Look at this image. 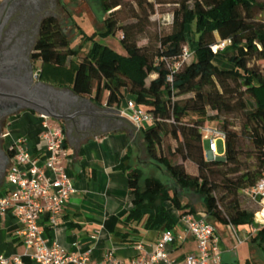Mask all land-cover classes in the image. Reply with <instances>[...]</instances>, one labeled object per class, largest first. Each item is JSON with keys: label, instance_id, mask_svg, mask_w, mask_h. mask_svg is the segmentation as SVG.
Returning a JSON list of instances; mask_svg holds the SVG:
<instances>
[{"label": "trees", "instance_id": "16d2710c", "mask_svg": "<svg viewBox=\"0 0 264 264\" xmlns=\"http://www.w3.org/2000/svg\"><path fill=\"white\" fill-rule=\"evenodd\" d=\"M177 3L173 29L160 38V46L153 55L138 45L136 34L143 27L136 31V24L120 25L115 17L122 0H101V5L106 14L105 31L123 32L121 41L126 55L94 42L79 57V50L71 47L58 17H46L35 47L36 58L43 62L42 78L45 74L46 79L50 75L61 83L71 82L75 93L88 95L98 103L107 93L109 106H119L132 97L154 117L142 129L149 157L163 166L182 188L194 189L203 196L205 212L216 228L251 227L253 212L241 206L238 196L255 185L264 172V0H179ZM140 6L147 22L154 12V3L140 1ZM226 39L230 43L215 53L211 45ZM186 45L190 46L192 55L173 71L167 60L177 61ZM152 74L156 77L152 78ZM209 110L217 113L210 115ZM235 111L245 114L244 130L256 151L255 171L240 166L237 134L229 128L228 120L220 125L226 133V162L207 159L202 127L220 114ZM166 135L177 141L174 149L164 148ZM176 156L196 164L198 174H190L183 162H175ZM228 164L232 167L226 172L219 169ZM128 178L133 196V206L126 216L128 223H141L145 219L146 228L174 229L178 221L176 211L196 212L195 207L184 203L159 177L143 178V171L134 168ZM217 191L223 192L220 200ZM250 241L264 255V225ZM244 264L254 262L247 260Z\"/></svg>", "mask_w": 264, "mask_h": 264}, {"label": "crops", "instance_id": "0c3cea01", "mask_svg": "<svg viewBox=\"0 0 264 264\" xmlns=\"http://www.w3.org/2000/svg\"><path fill=\"white\" fill-rule=\"evenodd\" d=\"M37 62L40 63L37 68L41 74L40 81L52 87L55 102L79 101L82 106L80 115L84 117L81 124L71 117L59 120L65 128L69 150L67 172L73 180L76 192L69 199L62 212L61 222L55 229L49 226L47 213L41 215L40 222L45 235L50 238V242L56 239L66 251L90 250L91 261L103 259L111 250L118 257H131L138 253V243H143L149 251L154 250L164 228H146L145 219L141 223L126 221L133 206L128 176L134 168L143 171L138 159L141 153L148 155L142 134V129L148 125L138 128L120 116L118 108L125 106V100L119 106H109L106 103L107 93L102 102L98 103L88 95L75 93L71 82L61 83L50 75V78L43 80V62L40 59ZM154 77L156 74H152V78ZM66 113L71 115L73 111L68 110ZM41 115L40 112L26 110L12 118L10 143L20 136H26L34 154L42 157L44 143L40 139ZM145 177L147 176L143 173V178ZM11 188L12 185L6 180L0 195H4ZM195 209L196 212L193 213L197 217H205L210 221L205 206ZM175 213L178 221L174 229L179 231L181 214L179 211ZM21 227L13 214L0 215V253H24ZM230 228L232 226L217 228L221 236L222 264H244L247 260L259 264L262 257L256 253L257 245L250 241V227L240 228L242 233L236 235L237 242L229 233ZM196 252L197 242L192 237L169 246L170 257L177 261ZM24 260L25 264H35L29 257H24Z\"/></svg>", "mask_w": 264, "mask_h": 264}, {"label": "built area", "instance_id": "2783aa9c", "mask_svg": "<svg viewBox=\"0 0 264 264\" xmlns=\"http://www.w3.org/2000/svg\"><path fill=\"white\" fill-rule=\"evenodd\" d=\"M230 41L219 40L211 45L216 53L223 50ZM192 55L189 45L183 49L179 59L173 63L167 60L173 70L181 67L183 61ZM35 76L40 77L39 69ZM172 80V77H169ZM120 116L128 119L136 127L143 128L153 122L154 117L148 110L137 104L132 97L125 99V106L118 108ZM40 139L44 143V155L34 154L29 138L20 136L14 139L9 150L13 152V161L9 168L7 181L12 188L0 195V215L11 213L22 225L20 234L25 251L22 254L6 255L0 253V264H25L29 257L35 264H222L221 236L216 226L205 217L194 213H183L179 217L180 229H164L154 250L149 251L143 243H138V253L131 257H118L109 251L101 260L91 261V251H66L56 239L50 242L40 222L43 213L55 229L61 222L64 208L76 192L73 180L67 172L66 160L69 150L66 145V132L59 120L41 115ZM203 139L208 142L207 157L224 159L225 152L218 153L219 139L226 138L220 125L207 124L202 127ZM243 195L253 205L254 224L250 227L249 238L264 225V172L257 183L248 187ZM234 230L236 227L231 225ZM236 232V231H235ZM237 233V232H236ZM95 237V235L93 236ZM192 237L197 242V252L181 261L170 257L169 246L184 242ZM239 242L242 240L239 238Z\"/></svg>", "mask_w": 264, "mask_h": 264}, {"label": "rangeland", "instance_id": "374dc122", "mask_svg": "<svg viewBox=\"0 0 264 264\" xmlns=\"http://www.w3.org/2000/svg\"><path fill=\"white\" fill-rule=\"evenodd\" d=\"M140 1L153 2L154 12L151 14L149 20L145 22V11L140 6ZM179 0H122V7H117L115 17L118 18L119 24H136L135 30L143 27L142 31L136 34L138 45L142 46L151 55L155 54L160 46V38L173 29L174 11L179 7L177 3ZM46 2V0H44ZM192 3V2H190ZM43 8L49 10L52 13H56L62 28L65 30L71 47L79 50V57L84 56L89 49L93 46L94 42H98L103 45H108L120 54L126 55L127 50L121 41L123 32L118 30L116 34L107 33L104 28L103 19L106 14L103 12L101 0H55L53 1V7L49 3H45ZM50 12V13H51ZM143 21V22H141ZM40 66L37 62L36 68ZM46 75H43V80L46 79ZM189 96V95H187ZM186 96V97H187ZM217 112L209 110L210 115H215ZM229 121V128L237 134L239 145V159L242 169L255 171L257 167V160L255 158V146L248 132L244 130V124L246 117L243 111H235L232 114H220L218 119L210 122L211 124L223 125V121ZM164 148L171 146L173 149L177 146V141L170 135L164 137ZM205 149H208V142L204 141ZM225 152V141L219 139L218 141V153L222 155ZM175 162H183L187 171L190 174L197 175L198 168L196 164L187 160L183 161L181 156L173 157ZM207 159H209L207 157ZM226 162L225 159H221ZM139 166L143 169L144 176H157L162 179L170 191H176L183 202L189 203L193 207L201 208L205 206L203 196L197 193L194 189L182 188L171 174L163 167L159 166L157 162L152 160L146 153H141L138 159ZM231 165H222L219 169H223L224 172ZM229 174L228 176H232ZM223 192L217 191L215 194L221 199ZM241 206L253 211L254 207L244 195L239 193L238 196ZM221 207L223 208L222 203ZM214 223L213 220L210 219ZM240 229V228H239ZM236 228H230L231 233L235 241L237 242L236 235L241 234L242 230ZM237 233H236V232ZM235 251H237L235 249ZM256 253L261 255L259 264H264V255L262 251L256 247ZM238 252V251H237Z\"/></svg>", "mask_w": 264, "mask_h": 264}, {"label": "flooded vegetation", "instance_id": "af4514ba", "mask_svg": "<svg viewBox=\"0 0 264 264\" xmlns=\"http://www.w3.org/2000/svg\"><path fill=\"white\" fill-rule=\"evenodd\" d=\"M53 1L46 0L53 7ZM44 0H0V190L4 186L13 152L9 150L12 118L34 111L40 77L35 76L36 43L42 21L55 16ZM51 12V13H50ZM41 97L58 108L54 91L41 87Z\"/></svg>", "mask_w": 264, "mask_h": 264}, {"label": "water", "instance_id": "95a60500", "mask_svg": "<svg viewBox=\"0 0 264 264\" xmlns=\"http://www.w3.org/2000/svg\"><path fill=\"white\" fill-rule=\"evenodd\" d=\"M37 86L39 87V91L37 93V97L34 100V106H31L30 109L40 112L41 114H44L46 116L55 118L57 120H64L68 117H71L75 122H78L79 124L84 121V117L80 114L82 113V106L79 101L72 100V101H66L61 100L57 102L58 108L52 107L51 103L41 97L42 91H40L41 87H49L45 82L39 81ZM51 90L52 87H49ZM73 111L71 115H68L67 111Z\"/></svg>", "mask_w": 264, "mask_h": 264}]
</instances>
